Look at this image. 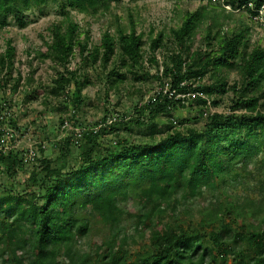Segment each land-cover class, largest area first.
Instances as JSON below:
<instances>
[{
	"label": "trees",
	"instance_id": "obj_1",
	"mask_svg": "<svg viewBox=\"0 0 264 264\" xmlns=\"http://www.w3.org/2000/svg\"><path fill=\"white\" fill-rule=\"evenodd\" d=\"M50 1L67 13L51 26V41L43 43L41 57L61 68L46 87L45 105L56 99L58 112L71 106L73 114L80 113L82 92L92 84L86 69L99 63L106 72L115 56L118 64L105 73L108 90L125 83V67L133 75L134 69H145L146 41L133 28V14L131 31L119 26L113 35L107 30L92 47L89 33L80 40L70 14L106 15L112 3L123 0H0V31L11 25L10 18L22 29L37 22L29 14L37 9L39 18L45 16ZM209 1L210 9L187 11L181 26L172 29L169 39L177 50L162 65L156 53L164 47V34L150 38V62L158 67L161 86L154 97L137 105L127 121L125 116L108 124L105 117L96 124L99 130L85 128L78 139L56 142L54 157L42 143L33 145L30 161L29 144L13 148L25 131L7 110L8 102L0 101V173L16 183L26 166L34 167L19 188L0 178V264H229L230 259V264H264V175L254 185L258 198L233 193L251 185L253 173H264V45L253 42L251 27L242 21L218 27L212 2L221 0ZM224 1L252 22L264 9V0ZM207 23L206 49H194L195 34ZM76 53L80 68L70 66ZM16 54L8 40L0 53V73L8 71V78H0V88L12 80ZM231 71L238 80L230 85ZM208 76L211 83H204ZM21 80L19 75L14 91ZM33 83L31 71L27 84ZM40 91L27 93L25 102L38 99ZM227 94L232 97L229 111L213 112ZM190 97L202 106L200 126L197 118L193 125L173 117ZM61 125L68 127L66 119ZM103 135L115 137L105 144ZM257 164L261 169L252 170ZM207 192L216 203L199 218L187 212L185 204ZM86 211L110 232L99 250L79 246L91 232Z\"/></svg>",
	"mask_w": 264,
	"mask_h": 264
},
{
	"label": "rangeland",
	"instance_id": "obj_2",
	"mask_svg": "<svg viewBox=\"0 0 264 264\" xmlns=\"http://www.w3.org/2000/svg\"><path fill=\"white\" fill-rule=\"evenodd\" d=\"M216 10L214 11V19L218 22V27H227L239 25L240 21L243 24L251 27V38L253 42H259L264 45V9L260 14V18L257 17L255 21H251L244 12L241 14L238 10L225 3L224 0L219 2H212ZM223 5V6H222ZM200 7L210 9L209 0H123L120 4L112 3L111 11L106 15L93 16L90 14H81L77 11L71 10L70 14L72 20L78 24V31L81 34L80 40L85 39L87 33L91 37L90 47L93 45H99L101 43L104 32L110 30V33L115 35L119 26H123L127 32L131 31L130 15H134L135 28L138 34L144 35L146 44L144 46V65L145 69H134L135 75L128 72V68L125 67L123 73L127 75V80L120 86L119 89L108 90V85L105 80V73L111 69L113 64H118V56H115L110 63L108 70L105 72L101 64H97L96 67H89L86 69L87 74L90 76L92 82L83 92L82 95L85 99V104L82 107L80 113L73 114V108L69 106V110L60 113L56 110L60 104V100L52 99L51 104L45 105L43 100L45 99L46 87H50L52 79L57 74V70L61 68L57 67L51 60H46L41 57V53L46 51L44 46V40L51 41L50 29L55 23L61 22L65 19V12L61 5L50 1L48 8L45 10V16L39 18L37 9L29 14V20L35 19L37 22L29 24L26 28L22 29L15 24L13 18H10L11 25L0 31V53H3L6 49V43L8 40L13 41V45L17 49L16 59L14 63V70L12 71V80L0 88V101L8 102V109L12 114V117L21 127V130L25 131L23 140H18L19 145L16 147H23L24 145H37L38 143L45 144L48 149L56 143L63 141L64 138L74 136L78 139V133L82 129L96 128L99 130L101 126L96 124L108 118V124L115 123V121L122 120L125 116H128L126 121L135 116V107L137 105H143L149 102L152 97L160 90V82L156 79L158 73V67L156 64L150 62V38H155L158 33L164 34V47L157 51L156 56L162 65L165 58L173 51L177 50L176 46L170 43L169 37H171V31L174 28L180 27L187 11L194 12ZM225 9V11H224ZM230 15L225 19V15ZM199 28V31L194 37V49L205 47V29L206 26ZM72 68H80L81 56L76 53V57L72 60L70 65ZM162 68V67H161ZM31 71H34V83L33 85L27 84V78ZM84 72V70L82 71ZM8 71L0 73V78L6 77ZM21 75V81L19 88L14 91L12 86L15 84V80ZM135 76L137 79H135ZM238 80L236 72L231 71L229 73V84H233ZM5 81V80H4ZM204 83H211L210 76H208ZM3 84V82H2ZM41 90L38 95V99L34 101L25 102V95L33 90ZM185 103V107H177L173 112L175 120L182 121L183 119H190L191 124L195 125V118L198 126L202 125L201 120V105H197L196 100L193 97ZM231 94H227L220 98L219 105L214 107L213 112L227 113L231 106ZM66 119L68 127L63 129L61 121ZM193 120V121H192ZM164 122L165 119L160 120ZM97 126V127H95ZM30 129V133L27 134ZM135 134L138 135V129H135ZM134 136V140L137 142L140 137ZM19 136V133H17ZM115 135H103L102 142L105 144L114 139ZM133 140V139H131ZM20 141H23L22 143ZM10 146V144H8ZM40 154L39 148L36 149ZM50 157L56 156L55 151H51ZM41 155V154H40ZM39 155V156H40ZM264 158V155L262 156ZM33 165H28L24 170L19 173L16 183L9 179V177L3 173H0V178L4 183L16 184L19 188L24 183L25 179L29 177L30 172L33 169ZM252 170L261 169V164L253 165ZM264 171V167L262 168ZM264 173H253L254 178L251 179V185L247 187H239L233 193L240 195L241 197L258 198L259 194L256 190L257 180ZM6 181V182H5ZM19 184V185H18ZM21 187V186H20ZM222 200L223 197H221ZM214 199L209 192L203 197L196 200H191L185 204L187 212L191 211L196 218H199L200 212L210 204H215ZM128 210L133 213L134 200L129 201ZM243 203V201H242ZM219 205V204H218ZM84 216L91 222V232L89 236L81 240L79 246L84 249L99 250L103 241H108L110 238V232L108 227L105 226L98 219L91 217L88 211L84 212ZM198 216V217H197ZM244 222V219L241 220ZM244 224V223H243ZM148 242V240H146ZM143 244V243H142ZM138 249V247L133 250ZM232 263L231 259L229 264Z\"/></svg>",
	"mask_w": 264,
	"mask_h": 264
},
{
	"label": "built area",
	"instance_id": "obj_3",
	"mask_svg": "<svg viewBox=\"0 0 264 264\" xmlns=\"http://www.w3.org/2000/svg\"><path fill=\"white\" fill-rule=\"evenodd\" d=\"M18 145H19V143L16 144L15 146H13V148H16ZM32 147H33V145H29V151H27V160H29V161L35 159V154L33 155ZM29 161H27V162H29Z\"/></svg>",
	"mask_w": 264,
	"mask_h": 264
}]
</instances>
